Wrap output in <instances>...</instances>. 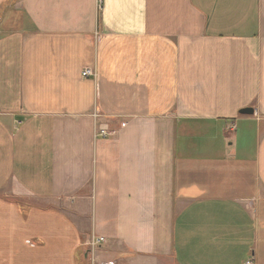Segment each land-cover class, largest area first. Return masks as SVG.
Returning <instances> with one entry per match:
<instances>
[{"label":"crops","instance_id":"crops-1","mask_svg":"<svg viewBox=\"0 0 264 264\" xmlns=\"http://www.w3.org/2000/svg\"><path fill=\"white\" fill-rule=\"evenodd\" d=\"M250 260L264 0H0V264Z\"/></svg>","mask_w":264,"mask_h":264},{"label":"built area","instance_id":"built-area-1","mask_svg":"<svg viewBox=\"0 0 264 264\" xmlns=\"http://www.w3.org/2000/svg\"><path fill=\"white\" fill-rule=\"evenodd\" d=\"M82 77L83 78H89V77H95L96 74L93 70H90V69H86L84 70L82 73H81ZM110 133L107 131V128L105 127H100L98 129V132H97V135L100 136V137H105L107 135H109ZM104 242V238L100 237V238H91V240L89 241L88 243V246H89V252L92 253V251L94 249H96L100 243ZM103 264H115L114 262H107V263H103ZM245 264H252V261H248L246 262Z\"/></svg>","mask_w":264,"mask_h":264},{"label":"water","instance_id":"water-1","mask_svg":"<svg viewBox=\"0 0 264 264\" xmlns=\"http://www.w3.org/2000/svg\"><path fill=\"white\" fill-rule=\"evenodd\" d=\"M239 113L242 115H251V114H253V110L252 109H242V110H240Z\"/></svg>","mask_w":264,"mask_h":264},{"label":"rangeland","instance_id":"rangeland-1","mask_svg":"<svg viewBox=\"0 0 264 264\" xmlns=\"http://www.w3.org/2000/svg\"><path fill=\"white\" fill-rule=\"evenodd\" d=\"M248 139H249V137L247 136V137H243V141L242 142H248Z\"/></svg>","mask_w":264,"mask_h":264}]
</instances>
